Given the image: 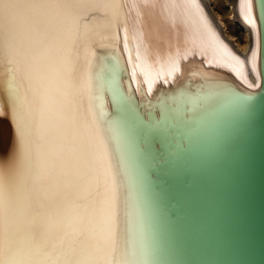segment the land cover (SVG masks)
<instances>
[{
    "label": "snow or ice",
    "instance_id": "6c2138e0",
    "mask_svg": "<svg viewBox=\"0 0 264 264\" xmlns=\"http://www.w3.org/2000/svg\"><path fill=\"white\" fill-rule=\"evenodd\" d=\"M121 2L0 0V88L19 127L18 164L0 169V264L131 259L107 140L79 107L82 54Z\"/></svg>",
    "mask_w": 264,
    "mask_h": 264
},
{
    "label": "bare ground",
    "instance_id": "6f19581e",
    "mask_svg": "<svg viewBox=\"0 0 264 264\" xmlns=\"http://www.w3.org/2000/svg\"><path fill=\"white\" fill-rule=\"evenodd\" d=\"M215 3L122 0L115 23L82 54L86 87L79 107L90 127L99 121L107 140L130 244L128 264H153V259L119 103L144 118L160 116L171 122L172 116L190 117L185 122L191 128V121L196 126L204 120L206 107L228 98L231 91L245 94L259 85L253 1L225 0L229 21L241 39L230 33ZM0 100L11 108L9 117L0 118V169L10 171L18 164L19 127L12 98L3 88ZM183 103L185 112L180 110Z\"/></svg>",
    "mask_w": 264,
    "mask_h": 264
},
{
    "label": "water",
    "instance_id": "95a60500",
    "mask_svg": "<svg viewBox=\"0 0 264 264\" xmlns=\"http://www.w3.org/2000/svg\"><path fill=\"white\" fill-rule=\"evenodd\" d=\"M252 1L258 87L231 91L191 128L119 103L153 264H264V0Z\"/></svg>",
    "mask_w": 264,
    "mask_h": 264
},
{
    "label": "rangeland",
    "instance_id": "374dc122",
    "mask_svg": "<svg viewBox=\"0 0 264 264\" xmlns=\"http://www.w3.org/2000/svg\"><path fill=\"white\" fill-rule=\"evenodd\" d=\"M217 9L219 10L224 23L229 29L230 33L237 39H241V34L237 31L236 27L229 21V11L226 8L225 0H214Z\"/></svg>",
    "mask_w": 264,
    "mask_h": 264
}]
</instances>
